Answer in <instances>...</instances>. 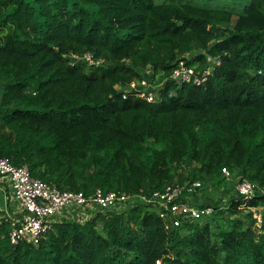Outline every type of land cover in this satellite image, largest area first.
I'll list each match as a JSON object with an SVG mask.
<instances>
[{
    "label": "trees",
    "instance_id": "1",
    "mask_svg": "<svg viewBox=\"0 0 264 264\" xmlns=\"http://www.w3.org/2000/svg\"><path fill=\"white\" fill-rule=\"evenodd\" d=\"M213 58L204 83H166L159 102L125 93L147 67L160 83ZM1 157L85 197L199 181L176 202L211 212L174 226L138 203L54 222L36 245L1 221L0 264H264V0H0ZM242 179L258 188L246 201Z\"/></svg>",
    "mask_w": 264,
    "mask_h": 264
},
{
    "label": "built area",
    "instance_id": "2",
    "mask_svg": "<svg viewBox=\"0 0 264 264\" xmlns=\"http://www.w3.org/2000/svg\"><path fill=\"white\" fill-rule=\"evenodd\" d=\"M75 59H84L89 65H96L100 60H94L90 54H85L82 58L74 55ZM213 65L196 71L198 63L187 66L184 60H178L172 73L160 83L157 77H152L149 67L145 69L144 78L132 81L125 89V93H132L136 98L148 103L161 101L164 84L181 86L182 84L201 85L210 76L214 67L219 64V59L213 58ZM174 95V91L169 90L167 97ZM223 175L228 178L229 171L222 169ZM0 178L8 186L14 206L7 208L0 216V222L9 224L8 239L12 245L19 243H30L36 245L43 232L50 228L51 224L62 217H71L75 214H83L86 210L90 212L118 211L132 208L138 203L150 204L156 210L163 208L171 215L177 216L172 220L174 226L180 224V218L193 220L211 212L210 207L197 209L189 205L187 200L177 203L178 196L182 191L199 195L202 184L194 181L186 186L168 185L162 192H155L151 197L126 196L116 192L103 193L97 189L89 196L85 197L81 193L59 191L55 186L49 185L39 179L32 178L25 165L15 166L6 157L0 158ZM257 187L249 181L242 179L235 185L236 193L244 201L252 198ZM264 193L263 189H258ZM255 218L260 222V214L255 208H248ZM161 215V214H160ZM259 215V217H257ZM68 219V218H66ZM159 264V262H156Z\"/></svg>",
    "mask_w": 264,
    "mask_h": 264
},
{
    "label": "rangeland",
    "instance_id": "3",
    "mask_svg": "<svg viewBox=\"0 0 264 264\" xmlns=\"http://www.w3.org/2000/svg\"><path fill=\"white\" fill-rule=\"evenodd\" d=\"M206 193L208 194V196H210V198H211V201L212 202H217V200H218V202L219 203H217V204H219V205H221V206H223L224 204H225V202L227 201V195H224V197H222L221 195H220V192H219V190H215L213 187H211V186H207V188H206ZM205 193V194H206ZM220 199V200H219ZM203 203H205V201L204 202H202V204ZM242 207V206H241ZM243 208H244V206H243ZM244 210H247V211H250L252 214H253V212L249 209H247V208H245ZM96 213H99V211L98 212H90V210H86L83 214H75V215H73V216H71V217H62V218H60V219H58L56 222H60V221H62V220H75V221H77V222H81V223H83V222H85V221H87V220H89V219H91V218H93V216H95L96 215ZM100 213H104V212H100ZM256 213L257 214H259L257 211H256ZM256 214H253V217L255 218L256 216H255ZM257 217H259V215H257ZM66 218H68V219H66ZM259 224V221L257 220V225ZM98 226H100L99 224H98Z\"/></svg>",
    "mask_w": 264,
    "mask_h": 264
},
{
    "label": "crops",
    "instance_id": "4",
    "mask_svg": "<svg viewBox=\"0 0 264 264\" xmlns=\"http://www.w3.org/2000/svg\"><path fill=\"white\" fill-rule=\"evenodd\" d=\"M14 202L11 198V193L8 186L0 178V210L5 212L8 211L7 208L13 207Z\"/></svg>",
    "mask_w": 264,
    "mask_h": 264
}]
</instances>
